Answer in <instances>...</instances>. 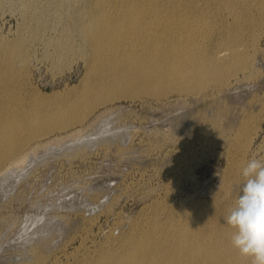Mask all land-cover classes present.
<instances>
[{
  "label": "rangeland",
  "instance_id": "obj_1",
  "mask_svg": "<svg viewBox=\"0 0 264 264\" xmlns=\"http://www.w3.org/2000/svg\"><path fill=\"white\" fill-rule=\"evenodd\" d=\"M118 5L0 0V111L22 112L28 141L0 166V264H103L148 232L225 225L243 167L264 160V0H158L155 51L93 53L87 33ZM178 45L219 78L167 79Z\"/></svg>",
  "mask_w": 264,
  "mask_h": 264
},
{
  "label": "bare ground",
  "instance_id": "obj_2",
  "mask_svg": "<svg viewBox=\"0 0 264 264\" xmlns=\"http://www.w3.org/2000/svg\"><path fill=\"white\" fill-rule=\"evenodd\" d=\"M115 1H119V5L115 7L114 12L104 13L99 18L98 28L87 33L92 52L101 54L109 47H133L135 42L151 47L149 51H155L160 44L158 42L161 36L158 30L162 31L160 26L161 22L167 19L165 17L167 11L157 6L158 0H130L126 5L124 0ZM124 41L128 42L123 43ZM193 51L186 50L180 45L169 51L172 54L164 63V76L173 79L176 74L179 80L185 82L184 73H191L194 77V88H203L207 81L203 78L205 75L210 73L214 79H218L219 74L216 69L202 65ZM231 54L234 58L238 56L235 60L240 64L245 61L240 54L236 52ZM221 55L224 56L225 53ZM177 65L180 67L177 68ZM9 81L5 69H0V91L6 92L8 88L11 89V81L10 83ZM150 83L154 87L160 85L156 78ZM187 88L189 87L183 89ZM5 108L7 109L0 111V166L11 154L13 155L28 142L25 137L19 136V129L13 125L15 119L23 121L22 112L16 111V107L8 102L5 103ZM21 129L27 130L30 136L42 133V129L28 121L23 122ZM237 183L241 188L243 183ZM148 233L146 235H151L149 238L130 239L126 242L125 250L106 254L101 262L103 264H251L249 258L241 256L231 246L232 229L227 223L210 230L193 227L189 232L175 231L170 234L172 238L169 240ZM241 261L246 263H240Z\"/></svg>",
  "mask_w": 264,
  "mask_h": 264
},
{
  "label": "clouds",
  "instance_id": "obj_3",
  "mask_svg": "<svg viewBox=\"0 0 264 264\" xmlns=\"http://www.w3.org/2000/svg\"><path fill=\"white\" fill-rule=\"evenodd\" d=\"M241 175L240 195L226 217L230 244L251 264H264V160L250 159Z\"/></svg>",
  "mask_w": 264,
  "mask_h": 264
}]
</instances>
